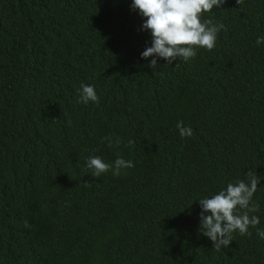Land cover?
Here are the masks:
<instances>
[{
    "label": "trees",
    "instance_id": "obj_1",
    "mask_svg": "<svg viewBox=\"0 0 264 264\" xmlns=\"http://www.w3.org/2000/svg\"><path fill=\"white\" fill-rule=\"evenodd\" d=\"M131 4L0 0V264H264L256 228L215 251L198 202L255 170L264 228V0H226L213 50L155 70ZM91 156L135 166L94 178Z\"/></svg>",
    "mask_w": 264,
    "mask_h": 264
},
{
    "label": "clouds",
    "instance_id": "obj_2",
    "mask_svg": "<svg viewBox=\"0 0 264 264\" xmlns=\"http://www.w3.org/2000/svg\"><path fill=\"white\" fill-rule=\"evenodd\" d=\"M225 3L226 0H132L131 8L138 10L145 18L142 29L150 31L152 36V44L141 53L142 58L152 57L149 66L155 70L160 66L159 59L165 60L168 65L174 61L187 63L196 57L198 48L213 50L218 33L227 29L223 23L214 24L206 19L205 14ZM236 3L243 5L244 0H236ZM261 43H264V36L256 40L257 45ZM77 102L98 105L100 97L94 86L81 84ZM176 127L182 138L193 136V129L185 127L183 121H178ZM105 139L111 146V138ZM116 143H120L119 139ZM86 163L94 178H100L109 171L118 176L122 169L135 166L133 161L123 158H117L113 164H109L99 156L89 157ZM246 176L247 182L239 180L228 183L225 189L210 198L198 200L202 209L199 232L213 242V249L217 252L229 247L235 232L240 236H251L250 228H256L257 235L264 240V228L257 227L260 219L253 214L259 211V204L253 202V196L258 190L260 176L255 170H249ZM83 184L85 187L90 185L87 181H83ZM25 227H30L27 221Z\"/></svg>",
    "mask_w": 264,
    "mask_h": 264
}]
</instances>
